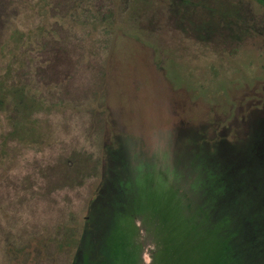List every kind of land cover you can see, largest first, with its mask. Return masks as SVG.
<instances>
[{
    "label": "rangeland",
    "instance_id": "374dc122",
    "mask_svg": "<svg viewBox=\"0 0 264 264\" xmlns=\"http://www.w3.org/2000/svg\"><path fill=\"white\" fill-rule=\"evenodd\" d=\"M1 100L0 264H79L87 215L109 204L119 227L98 254L120 264H242L216 230L233 226L228 183L264 162L255 1L0 0Z\"/></svg>",
    "mask_w": 264,
    "mask_h": 264
},
{
    "label": "trees",
    "instance_id": "16d2710c",
    "mask_svg": "<svg viewBox=\"0 0 264 264\" xmlns=\"http://www.w3.org/2000/svg\"><path fill=\"white\" fill-rule=\"evenodd\" d=\"M264 8V0H253ZM24 93L15 91V102L16 107L23 113L26 112L30 107V101L26 100ZM4 104V100L0 101V106ZM262 165H254L257 169L254 170V175L248 176L249 169L247 172L239 170L240 175L235 180L230 181L229 188L227 189V203H228V214L226 215V222L233 225L232 228L226 226L221 229H217L216 232L227 233L229 238L227 248H232L234 238L244 247V260L242 264H264V210L258 209L255 214H250L251 207L253 204L257 205V200L264 199V162ZM256 177V178H253ZM238 179H245V182H239ZM251 179H253L251 181ZM254 180H257L255 182ZM110 204L103 208L102 213L89 212L86 219L85 233L87 234V241L85 238L79 242L77 250L79 251L78 259L79 264H120L115 259V251L110 248L111 253L106 249L101 254H98V248L102 240H105L107 230L109 227H119V221H111L110 217ZM240 213V214H239ZM220 234V233H218ZM234 234V235H233ZM86 236V235H85ZM235 236V237H234ZM220 239V238H218ZM217 239V240H218ZM212 239H204L201 244L205 245ZM232 241V242H230ZM221 242V241H219ZM113 247L118 251L121 250L120 245H116L115 242L111 243ZM87 246V249L85 248ZM227 247V248H226ZM198 249V248H197ZM112 251L114 253H112ZM199 251V250H198ZM82 253V255H80ZM242 253V252H241ZM114 254V256H112ZM236 258V254H233ZM226 264V263H225ZM232 264V263H230ZM236 264V263H233Z\"/></svg>",
    "mask_w": 264,
    "mask_h": 264
},
{
    "label": "clouds",
    "instance_id": "9594fccd",
    "mask_svg": "<svg viewBox=\"0 0 264 264\" xmlns=\"http://www.w3.org/2000/svg\"><path fill=\"white\" fill-rule=\"evenodd\" d=\"M151 155L155 161V166L159 176V181L167 185L173 176L171 152L168 147L167 135L158 133L153 137L151 144Z\"/></svg>",
    "mask_w": 264,
    "mask_h": 264
}]
</instances>
